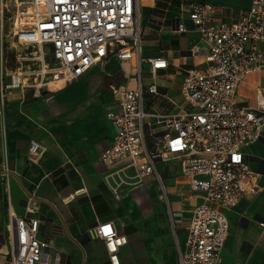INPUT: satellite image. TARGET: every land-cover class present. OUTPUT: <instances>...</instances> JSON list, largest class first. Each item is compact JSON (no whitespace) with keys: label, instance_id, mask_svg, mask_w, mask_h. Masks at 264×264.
I'll return each instance as SVG.
<instances>
[{"label":"crops","instance_id":"obj_1","mask_svg":"<svg viewBox=\"0 0 264 264\" xmlns=\"http://www.w3.org/2000/svg\"><path fill=\"white\" fill-rule=\"evenodd\" d=\"M203 1L215 7L217 20L229 22L251 2L140 0L141 55L166 60L155 74L147 62L141 64V82H154L158 91L145 98L146 111L171 112L172 100L181 101L185 69L205 66L206 42L184 11L186 3ZM180 24L185 31H177ZM135 85L134 61L109 55L65 86L39 97L15 88L7 91L0 113V232L8 212L24 215L29 200L40 219L38 235L59 250V264H111L103 240L92 233V227L102 222L126 236L118 264H179L178 247L183 248L189 216L203 193L191 190L176 159L155 160L163 181L160 190L152 175L137 180L123 161L107 165L98 158L115 133L106 117L107 111L117 109L111 86ZM258 98L264 103V70L246 74L236 88L239 105L254 107ZM156 121L146 120L152 133L146 129L147 144L154 137L163 139ZM32 139L42 147L36 162L29 159ZM244 152L259 190L221 208L229 226L218 264H264V125L261 136ZM9 245L5 236L0 250Z\"/></svg>","mask_w":264,"mask_h":264},{"label":"built area","instance_id":"obj_2","mask_svg":"<svg viewBox=\"0 0 264 264\" xmlns=\"http://www.w3.org/2000/svg\"><path fill=\"white\" fill-rule=\"evenodd\" d=\"M16 10L12 35L19 44H34L40 64L20 70L8 86L22 94L39 97L61 88L81 76L92 65L109 55L133 60L134 87L111 86L116 110L106 112L115 128L111 143L99 160L107 165L124 162L137 180L154 176L161 185L155 160L176 159L193 191L203 193L189 216L183 243L178 247L179 264H218L228 232L229 221L221 208L232 207L247 192L259 190L249 168L244 149L261 136L264 103L254 107L239 105L238 83L246 74L264 70V0H251L235 21L215 18V7L208 2H188L184 11L194 30L206 42L204 67L185 69L179 86L181 101L167 114L146 111L144 100L158 94L154 82L143 84L141 64L147 62L151 74L166 64L160 56L141 55L140 0H28ZM177 31L185 28L180 24ZM2 109L0 110L1 113ZM155 117L163 139L152 134L146 120ZM29 159L38 161L41 144L29 142ZM239 157V159H236ZM26 213L8 212L0 264H59V250L38 235L40 219L31 201ZM109 228L108 234L104 229ZM92 233L103 240L111 264H118L119 247L126 236L109 222L96 223Z\"/></svg>","mask_w":264,"mask_h":264},{"label":"rangeland","instance_id":"obj_3","mask_svg":"<svg viewBox=\"0 0 264 264\" xmlns=\"http://www.w3.org/2000/svg\"><path fill=\"white\" fill-rule=\"evenodd\" d=\"M28 0H0V110L3 108L7 91L18 87L8 86L17 78L20 70L32 69L39 66L37 59L38 48L34 44H19L14 41L12 35L13 18L16 10H21L27 6ZM173 159H170L171 161ZM154 184L159 186L160 182L152 176ZM162 178V176H161ZM163 181L161 180V187ZM169 200H171L169 198ZM167 209V206H166ZM174 221L177 214L172 212ZM166 213V222H167ZM1 229V227H0Z\"/></svg>","mask_w":264,"mask_h":264},{"label":"snow or ice","instance_id":"obj_4","mask_svg":"<svg viewBox=\"0 0 264 264\" xmlns=\"http://www.w3.org/2000/svg\"><path fill=\"white\" fill-rule=\"evenodd\" d=\"M236 159H239V157H237ZM104 231H105V234H108V232L110 231V229L109 228H105Z\"/></svg>","mask_w":264,"mask_h":264}]
</instances>
